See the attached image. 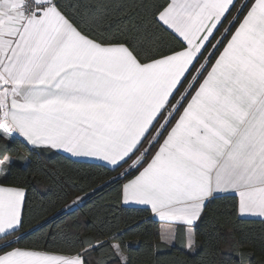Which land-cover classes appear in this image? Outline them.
<instances>
[{"label": "snow or ice", "instance_id": "1", "mask_svg": "<svg viewBox=\"0 0 264 264\" xmlns=\"http://www.w3.org/2000/svg\"><path fill=\"white\" fill-rule=\"evenodd\" d=\"M149 7L133 35L109 22L119 3L0 0V140L18 136L113 171L132 160L119 174L136 170L122 202L183 226L191 250L218 193L235 196L237 215L264 218V0ZM12 162L0 149V179ZM26 206V187L0 183V264H90L105 248L112 264H130L115 236L22 244ZM176 238L161 231L169 246Z\"/></svg>", "mask_w": 264, "mask_h": 264}, {"label": "trees", "instance_id": "2", "mask_svg": "<svg viewBox=\"0 0 264 264\" xmlns=\"http://www.w3.org/2000/svg\"><path fill=\"white\" fill-rule=\"evenodd\" d=\"M106 2L123 5L122 12L109 9L114 30L125 29L134 35L148 26L149 5L154 0ZM4 147L13 162L8 179H0V183L20 184L27 189L22 229L27 235L22 244L66 248L67 241L77 238L104 240L115 236L112 242L127 245L130 264H264V221L240 219L234 210V195H218L207 203L195 225L194 250L189 251L181 235L173 246L160 240V223L149 209L123 205L120 188L136 170H130L126 177L119 174L129 169L132 160L113 171L103 164L31 147L18 136L0 140V149ZM98 260L112 264L110 250L93 252L90 264Z\"/></svg>", "mask_w": 264, "mask_h": 264}, {"label": "crops", "instance_id": "3", "mask_svg": "<svg viewBox=\"0 0 264 264\" xmlns=\"http://www.w3.org/2000/svg\"><path fill=\"white\" fill-rule=\"evenodd\" d=\"M23 139V138H22ZM26 142V141H25ZM27 143V142H26ZM28 144V143H27ZM29 145V144H28ZM31 147H35V146H32V145H30ZM51 150H53V151H55V152H58V153H61V154H63V155H65V156H67V157H69V158H71V159H73V160H78V161H85V162H92V163H99V164H103V165H105V162H103V161H100V160H98V159H96V158H85V157H74V156H71L70 154H68V153H65L63 150H55V149H51ZM108 167H111L112 168V166H108ZM226 194H228V193H218V194H216L215 196H218V195H226ZM75 205H77V204H75ZM123 205L124 206H126V207H141V208H147L146 206H141V205H136V204H125V203H123ZM148 209V208H147ZM152 216H153V218L155 219V220H157L159 223H160V231H162V230H165V229H169V228H171V229H173L175 232H176V241H177V239H178V235H179V237H180V235H181V238H182V229H183V226H181V225H177V224H174V223H170V222H166V221H161L160 219H159V217H157L155 214H153L152 213ZM239 216V218L240 219H243V220H251V221H264V218H261V217H258V216H240V215H238ZM180 228H181V234H180ZM175 241V242H176ZM185 245H186V240H185ZM187 247V246H186ZM188 249V248H187ZM189 251H193L194 250V247H193V249H188Z\"/></svg>", "mask_w": 264, "mask_h": 264}]
</instances>
